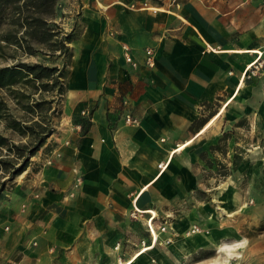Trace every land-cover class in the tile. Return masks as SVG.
Listing matches in <instances>:
<instances>
[{
    "label": "crops",
    "instance_id": "1",
    "mask_svg": "<svg viewBox=\"0 0 264 264\" xmlns=\"http://www.w3.org/2000/svg\"><path fill=\"white\" fill-rule=\"evenodd\" d=\"M77 8L70 20L81 32L71 43L61 117L28 178L0 199V256L24 235L27 216L22 263L252 264L240 259V246L246 239L256 254L264 240L242 237L236 228L218 240L181 236L191 226L186 217L196 214L192 200L201 212L212 197L232 216L257 198L247 162L220 188L207 172L226 135L231 147L239 145L234 115H247L257 94L264 103L256 90L264 87V70L259 79L244 78L253 52L264 49V0H81ZM123 43L137 69L126 63ZM147 48L156 53L152 68L144 65ZM128 116L138 123H127ZM54 150L62 157L34 172ZM243 174L249 190L241 194L236 181ZM78 175L82 184L75 187ZM176 215L183 218L172 220ZM229 243L236 254L223 249ZM205 247L228 256L195 258Z\"/></svg>",
    "mask_w": 264,
    "mask_h": 264
},
{
    "label": "rangeland",
    "instance_id": "2",
    "mask_svg": "<svg viewBox=\"0 0 264 264\" xmlns=\"http://www.w3.org/2000/svg\"><path fill=\"white\" fill-rule=\"evenodd\" d=\"M80 2L81 0H60L59 4H57L59 6V10L56 5L57 11L55 9L54 14L47 15L45 16V18L47 19L50 25H56L54 29L55 31H58L61 35L72 33L73 36L75 35L77 37L79 36L81 29L77 24V21L73 22L71 20L73 16V18L79 16V14H77V6ZM10 13H7L6 15H10ZM9 33H12L13 38H19L24 35L25 29L18 22L16 25L10 24V22H8V18L6 17V19L1 23L0 34L7 35ZM14 40L15 38L13 39V41ZM13 43H7L6 41L0 39V69L13 67L21 62H24L42 63L48 66H57L65 73L66 71L70 70L72 58H69L68 54H66V56L64 57L59 56L58 53L50 54L47 45L37 43L33 44V48L35 49L33 50L35 51L34 54L32 50L27 49V43L23 44L22 47L18 46L15 42ZM68 46L70 47L72 54H74V50L71 46V43H69ZM262 73L263 71L257 74L256 76H251L250 73H248V77L259 79V76ZM22 77L23 76H17L14 78L17 79L18 83H15V80H13V82L10 80V82L5 83L6 85L0 87V95L3 96V99L6 102L4 112H6V114L12 118L27 122L32 118V115L28 114V112H25L22 107V104L19 105L18 102L14 100L8 92L10 88L16 89L23 87L22 82L24 78ZM61 83L64 94L67 89V79L64 80L62 78ZM258 84L259 83H257V85ZM23 89L25 90V92H27L28 94L30 93L32 95L30 99L24 100L23 104L27 101L33 103L35 101L40 100H54L55 103L53 104V106L55 110L53 113H51V115H58L55 118V122H57V120L61 117L62 113L61 108L63 106L62 101L64 100L63 95H58L57 91L45 92L43 90H36V88L32 84H28L27 87ZM256 90L257 92L263 94L264 87H261L260 89L257 88ZM257 96L258 97H256L255 99L256 102L252 104L254 106H251L247 115H234V123L231 125L230 122L231 128L234 130L235 133H237L235 139L239 142V145L231 147L232 144L228 141L229 139H232V135H226L228 137V141H224L222 144H220L219 150L215 152V154L213 153V156H210L211 159L209 160V162L212 166L210 167L212 171L207 172V175L217 179V186H219L220 188V182H222V180L225 181V179L229 176H232L231 178L234 179L235 174L237 173L241 164L243 162H247V165L254 166L253 169H255V174H253V177H255V181L253 184L254 190H252V192L255 193V197L257 198H251L246 200V205H244L237 212L232 211V216H229L228 213H223L222 209L220 210V207H218L219 204L217 200L211 199L212 197L207 199V201L203 203V205H207L208 210H202L201 212H198V210L195 209V207H198L199 205L198 202L196 200H192L190 205L192 211H196V214L189 216L187 215L188 217L186 218H189L191 220V226L183 233V236H181V238H189L192 236L210 234L211 236H215V240H218V235L221 234V238L224 239V236H226V233L223 232L224 229L227 228L233 231V229L236 228L238 232H240V235L242 237H255L256 239L264 240V238L258 237L264 233V103L262 102V100H259L260 96L258 94ZM5 123L6 122L4 119L0 120V132L2 134L11 138L16 143L27 141L26 138H23L16 132H13L12 130L8 129ZM247 154L250 155V158L247 157ZM235 155H238V161L241 163L237 169H233V160L235 159ZM32 161L33 158L31 159V163H33ZM37 166L35 168H32L34 172L40 171L41 168L45 167L44 163H40V165L38 167ZM28 169L24 171L21 175H19L17 178H15V180L9 185L7 190L4 192V195L10 192L11 188L15 187L14 183L16 181H23L25 178H28ZM225 173L227 174L223 176ZM247 175L243 174L242 177H240V180L236 181L237 187L239 188V192L241 194L249 190V179ZM207 178L209 177L207 176ZM226 185L224 187H226ZM219 188L218 190L212 191L210 195L213 196L217 194L218 191H222V189ZM258 197H261V199L257 200ZM178 204L181 206L184 205L182 201ZM185 205H187V208L188 202H186ZM181 218H183V215H176L175 217H172V220L178 221ZM21 222L22 226L25 225V230H22V234L24 235H18L16 243H14V245L11 244V247H5V250H3V255L0 256V264H27L26 262L22 263V260L25 258L24 249L27 247V216L22 217ZM9 223L11 224L12 221H10ZM10 224L8 225L9 227L11 226ZM195 225L202 227L203 232L199 234L190 233L191 229ZM245 241V246H240L241 250L243 249L239 256L240 259L247 258V260L249 259L253 261L252 264H263L261 262H264V257H262L264 255V250L262 249V251L256 254H250L248 252L247 240L245 239ZM33 243L34 242H32L31 245H34ZM261 243H264V241ZM230 244L231 243H229V246H231ZM149 248L150 247H147L143 251ZM223 249L227 251L229 248L225 246ZM219 251L216 252L214 250H211L209 247H205L203 250H200L198 253L194 254V257L202 258L204 256L216 255L220 257L222 256L221 259L222 261H224V257L228 255L226 254V252L222 253ZM232 253L236 254V252ZM228 254H231V252H228ZM163 255H172L176 257L174 253H168L167 251H164ZM178 261L179 259H177V262ZM178 264L183 263L180 261V263Z\"/></svg>",
    "mask_w": 264,
    "mask_h": 264
},
{
    "label": "trees",
    "instance_id": "3",
    "mask_svg": "<svg viewBox=\"0 0 264 264\" xmlns=\"http://www.w3.org/2000/svg\"><path fill=\"white\" fill-rule=\"evenodd\" d=\"M60 0H0V26L1 23L8 18V22L16 25L17 22L25 29L22 37H14L12 33L1 35L0 39L7 43L15 42L18 46H23L27 43V49L35 50L33 44H42L48 46L50 54L58 53L64 57L68 54L69 58H73L69 43H72L76 36L72 33L60 34L55 31V24L50 25L45 16L54 14L56 5ZM58 10L59 6L57 5ZM13 14H11V13ZM10 13V15H6ZM14 44V43H13ZM35 54V51H33ZM32 53V52H31ZM23 79V87L9 89L10 96L22 104L25 112L32 115V118L27 122L10 117L6 114V102L3 96L0 95V120L4 119L6 127L13 132H16L21 137L26 138V142L16 143L11 138L0 132V199L3 198L4 192L9 185L26 171L31 166V159L37 155L42 147L47 142L48 138L56 132V122L53 114L55 108L54 100H40L30 103L24 100L30 99V93L25 92L28 84H32L36 90L45 92H58V95L63 94L61 79H68L70 70L63 72L57 66H48L42 63H24L21 62L13 67L0 69V87L5 83L17 82L15 77ZM89 123L82 122L83 128L87 129ZM238 155H235L233 160V169H237L241 164L238 161ZM225 173L223 176H225Z\"/></svg>",
    "mask_w": 264,
    "mask_h": 264
},
{
    "label": "built area",
    "instance_id": "4",
    "mask_svg": "<svg viewBox=\"0 0 264 264\" xmlns=\"http://www.w3.org/2000/svg\"><path fill=\"white\" fill-rule=\"evenodd\" d=\"M122 51H123V56L124 59L126 61V63L128 65H130L132 68L137 69L139 67V63L134 59L133 55H132V49L131 47L127 44V43H123L122 44ZM255 55V58L253 59V61L251 63H249L246 66V69L244 72L250 73L251 76H256L257 74H259L260 72H262L264 70V49H259L256 51V53H253ZM144 65L152 68L155 66L156 64V53L155 50L153 48H147L145 50L144 53ZM126 122L127 123H132V124H137L138 120L133 119L132 117L128 116L126 118ZM70 142L69 141H65L64 145H69ZM62 157V152L60 150H54L53 152H51L47 157H45L44 159V165L45 166H50L53 165L55 160L57 158H61ZM160 167L162 168V164L160 165ZM74 172L76 174H78V169H73ZM82 184V177L81 175H78L76 178V182H75V187H79ZM152 220V219H151ZM5 230L8 231L9 227H5ZM167 228L166 227H162L161 231H166ZM203 232L202 227L195 225L190 233L192 234H199ZM1 253V250H0Z\"/></svg>",
    "mask_w": 264,
    "mask_h": 264
},
{
    "label": "bare ground",
    "instance_id": "5",
    "mask_svg": "<svg viewBox=\"0 0 264 264\" xmlns=\"http://www.w3.org/2000/svg\"><path fill=\"white\" fill-rule=\"evenodd\" d=\"M257 51V50H256ZM256 51H254L253 53H256ZM246 76H247V72H245V75H244V78H246ZM185 145H181L178 149H177V151L178 150H180V149H182L183 147H184ZM148 212H154V211H152V210H150V211H148ZM155 213V212H154ZM156 214V213H155ZM155 235V234H154ZM156 236V235H155ZM228 248H229V252H232L233 250H232V248L230 247V246H227ZM136 261V260H135ZM127 262L128 261H125V262H120L119 264H127Z\"/></svg>",
    "mask_w": 264,
    "mask_h": 264
}]
</instances>
